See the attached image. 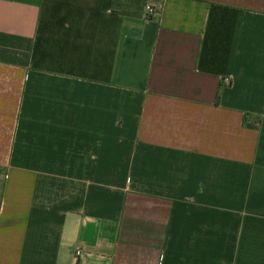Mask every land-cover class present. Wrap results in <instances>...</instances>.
<instances>
[{
	"label": "crops",
	"instance_id": "crops-1",
	"mask_svg": "<svg viewBox=\"0 0 264 264\" xmlns=\"http://www.w3.org/2000/svg\"><path fill=\"white\" fill-rule=\"evenodd\" d=\"M0 264H264V0H0Z\"/></svg>",
	"mask_w": 264,
	"mask_h": 264
},
{
	"label": "built area",
	"instance_id": "built-area-1",
	"mask_svg": "<svg viewBox=\"0 0 264 264\" xmlns=\"http://www.w3.org/2000/svg\"><path fill=\"white\" fill-rule=\"evenodd\" d=\"M147 14H148V15H152V14H154L153 9H152V8H148V10H147ZM76 254H77V256L81 255V250L78 249V250L76 251Z\"/></svg>",
	"mask_w": 264,
	"mask_h": 264
}]
</instances>
